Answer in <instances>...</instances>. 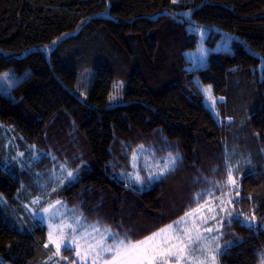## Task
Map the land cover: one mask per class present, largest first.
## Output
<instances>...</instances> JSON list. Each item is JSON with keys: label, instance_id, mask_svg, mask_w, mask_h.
Here are the masks:
<instances>
[{"label": "trees", "instance_id": "obj_1", "mask_svg": "<svg viewBox=\"0 0 264 264\" xmlns=\"http://www.w3.org/2000/svg\"><path fill=\"white\" fill-rule=\"evenodd\" d=\"M107 2L0 0V72H28L12 88V97L0 95V120L24 149L35 143L58 159L72 158L73 166L84 160L78 179L51 197L76 206L88 221L99 218L118 231L129 230L133 239L180 216L192 193L210 187L205 177L226 180V153L232 163L246 157L250 163L234 173L240 185L235 207L254 213L257 223L250 228L236 220L225 226L222 239L233 243L218 259L220 264H260L264 0H110V16H99ZM184 9H193L192 21L211 29L209 46L230 35V51L211 53L206 66L192 72L184 52L195 48L196 35L188 31L186 18L167 14ZM39 45L50 47V61L44 50L30 49ZM194 77L223 97L221 122L204 103ZM90 79L88 92L77 91ZM114 82H122L121 95L109 106ZM75 91L83 92L88 103ZM139 144L157 156L178 150L182 159L144 189L126 185L117 174L121 167L131 170L130 154ZM2 152L0 195L16 202L20 176L46 167L34 162L21 168L30 154L17 163L9 152L7 163ZM196 177L201 182L194 183ZM4 203L0 264H56L57 259H48L54 247L44 246L45 227L28 217L23 231L9 227L4 217L12 218V211Z\"/></svg>", "mask_w": 264, "mask_h": 264}, {"label": "snow or ice", "instance_id": "obj_2", "mask_svg": "<svg viewBox=\"0 0 264 264\" xmlns=\"http://www.w3.org/2000/svg\"><path fill=\"white\" fill-rule=\"evenodd\" d=\"M177 2L178 0H173L174 4ZM193 11V9H187L182 13L167 14L173 18L177 16L186 18L188 30L198 32L202 37L206 29L192 21ZM229 38L230 35H225V48L228 47ZM196 51L200 54L199 64H205L207 52L204 46L198 43ZM196 62L197 58H193V63ZM261 63L264 66V57L261 58ZM0 79L6 80L9 85L16 82L9 78V73H0ZM194 83L199 89L198 78H194ZM121 88L122 82H114L115 90L109 93V101L116 100L121 95ZM203 92L207 100L212 101L211 107L214 109L216 99L211 94V86H204ZM81 95L84 93L82 92ZM220 100H223V97H220ZM29 147L32 149L31 159L20 163L21 168L25 167V164L31 166L44 155L51 156L53 161L51 169L47 170V176L39 171L34 173L35 184L40 191L32 196L30 201V204L34 206L31 212L33 218L41 222L47 221L48 231L44 246L54 247V252L48 259L60 257L61 261H68L69 257L61 256V250L74 249L72 264H218V257L223 249L233 243L229 241L221 244L224 227L240 220L242 225L251 228L257 221L254 213L249 215L235 207L240 199V185L234 173L239 171L242 163H250L246 157H241L240 160L232 163L230 154L226 153V180L222 182L205 177L203 182L210 187L201 188L192 193V202L185 207L180 216L146 235L133 239L127 229L118 231L110 225L102 224L99 218L88 221L82 210L76 206L68 208L66 202L60 198L49 200L42 208L35 207L44 203L46 196L55 194L66 182L71 183L76 180L85 162L81 160L72 168L69 167L67 157L63 161H58L51 152L42 153L36 149L35 145ZM143 150V144L133 148L128 161L131 164V170H126V166L121 167L117 174L126 185H130L133 180L140 187L151 184L173 172L182 159L178 150L157 156L154 150L149 149L150 155L141 161L138 157ZM23 156L24 153L17 152L12 160L19 163ZM5 159L7 160V157ZM113 167L115 168V164ZM142 171L146 175H141ZM199 182H201L199 177L194 178V183ZM49 184L52 185L51 188ZM23 188L24 185L21 183L18 192ZM217 190H220L219 196L215 194ZM56 220L59 223H53ZM260 264H264V253H261Z\"/></svg>", "mask_w": 264, "mask_h": 264}, {"label": "rangeland", "instance_id": "obj_3", "mask_svg": "<svg viewBox=\"0 0 264 264\" xmlns=\"http://www.w3.org/2000/svg\"><path fill=\"white\" fill-rule=\"evenodd\" d=\"M109 2H110V0H108V2H107L108 4H107V7L105 8V10L103 12L99 13V16H103V17H109L110 16V14H109ZM178 2H179V0H178ZM185 10H187V9L180 10V13L184 12ZM205 29H206V31H205V33H204V35L202 37L199 35L198 32H191V31L188 30L189 32L195 34L196 35V38H197V42H196L195 48L194 49H191V50H186L184 52L185 59L188 61V66H186V69L189 72H192V71H194L196 69L205 67L206 64H207V58H208V56L211 53H217V52H221V51H230L231 50V47H230V38L227 41L228 47L225 48L224 47L225 37H223V36H221L220 39L213 46H209L207 44V39L209 38V36L212 33H211V29H208V28H205ZM198 43L199 44H202L204 46V48L206 49V52H207L206 62L203 65H200L199 62H198V57L200 55L199 52L196 51V49L198 47ZM30 49H41V50H44L47 59L50 61V56H49L50 47L49 46H47V45H39V46H35L33 48H30ZM193 58H197V62L196 63H193ZM260 67H262V63L260 65ZM0 73H9V78H12V79H14L16 81L15 83L9 85L6 80L0 79V95H4V96H7V97H12V88L17 83H19L20 81H22L27 76V74H28V72H26L23 75L18 76L15 73V71H14L13 68H9V69L4 70V71H2ZM194 78H196V77H194ZM80 84L82 85L81 79H80ZM84 86L85 87H83V88L82 87L81 88L79 87L77 89V91L80 92V91L84 90V91L88 92L89 89H90V86H91V79H90V82L89 81L88 82H84ZM204 86H207V85H203L200 82V88L199 89H200L201 93L203 94L204 103L210 109V111L212 112V114L217 118V120L219 122H221V116H220V112H219V103L222 102V101L220 100L219 97L214 96L213 93H212V90H211V94L216 99L215 108L213 109L211 107L212 101L207 100V97L205 96V94L203 92V87ZM76 94L80 97V99H82L83 101H86L88 103V101L86 100V98L83 95H80L77 92H76ZM114 104H116V101L115 100L110 101L109 106H112ZM52 129H54V127H52ZM258 141H260V139H258ZM30 145H35L36 146L35 143L34 144H29L28 143V144H25V146H26L27 149L22 148V146L17 142V138H16L15 134L12 133L11 127L8 126V125H5L0 120V157H1V154H3L2 150L5 151V153L7 155L6 156L7 157V160H6L7 163H11L10 162V159H9V156H10L9 152L10 153L12 152L13 153V156H15L17 154V152L24 153V156L20 159V161L27 159L29 154H30V156H32V149H30V147H29ZM36 149L37 150H40L42 153H49V152H43L44 150L43 149L42 150L41 149H38L37 146H36ZM51 153L58 158V156L56 154H54L53 152H51ZM149 155H150L149 149L144 146V150L141 152V154L138 157V159L141 160V161H143V159L145 157L149 156ZM65 157H67V156H64L62 159H58V161H63ZM20 161H19V163H20ZM68 161H69V167L74 168L75 166H73L74 164H73L72 158H68ZM80 161H81V159L78 161V164L80 163ZM35 164H37V165L38 164H42L44 167H46V169L42 170V172L44 173V176H47L48 175V171L47 170L48 169H51V167L53 165V161L51 159V156L44 155L38 162H35ZM83 168H84V165L82 166L80 172L83 170ZM10 173H13V172H10ZM23 175L20 176V178H19V183H20L19 189L21 188V183H23L24 188H23V190L19 191L18 194L16 195V197H15L16 202H13V201L12 202H9L8 200H6V198L3 195H0V203L3 204L5 202L4 204L7 207L11 208V211H12L11 212L12 218H11V215H9L10 218H5L6 217L4 215L5 213L2 210L3 217L5 216L4 219H5V221H6V223H7V225L9 227H11L13 229H16L18 231H23V228L21 227V225L22 224L23 225H26L27 222H28V218H31L33 221L34 220L35 221H39L40 224L43 227H45L46 233H47V231H48L47 221L41 222L39 219H34L33 216L31 215V212L33 211V208H34V206H32L30 204L31 198H32V196L37 195L38 192L40 191V189L35 184L36 176L34 175V171H29L28 174H25L24 176ZM141 175H146V173H144L142 171L141 172ZM78 177H79V174H78ZM78 177H77V179H78ZM120 179L123 180L122 178H120ZM132 183L133 184H136L134 180L132 181ZM68 184L69 183L66 182L64 185L60 186L59 189H61L62 187H64L65 185H68ZM147 185L145 187H147ZM51 187H52V185L49 184V188H51ZM145 187H140V189H144ZM49 200H56V199H53L51 196L50 197H47L46 196V199H45L44 203L39 204V205H37L35 207L42 208V207L45 206L46 203L49 202ZM66 205H67L68 208H72V207H69V205L67 204V202H66ZM247 214L250 215V213H247ZM53 223H59V221L56 220V221H53ZM256 223H257V221H255L253 223V225H255ZM27 226H28V224H27ZM225 242L226 241H224L223 239L221 240V244L222 245ZM224 249H223V251H224ZM63 250L64 249L61 250V256L69 257V260L68 261H61L60 260V257H55V259H57L56 260V264H72V259L70 257L71 256H74V249L71 250V253H69V252L64 253V252H62ZM218 264H220L219 263V259H218Z\"/></svg>", "mask_w": 264, "mask_h": 264}, {"label": "crops", "instance_id": "obj_4", "mask_svg": "<svg viewBox=\"0 0 264 264\" xmlns=\"http://www.w3.org/2000/svg\"><path fill=\"white\" fill-rule=\"evenodd\" d=\"M221 101H223V100H221Z\"/></svg>", "mask_w": 264, "mask_h": 264}]
</instances>
